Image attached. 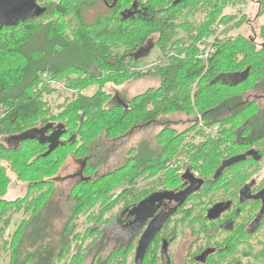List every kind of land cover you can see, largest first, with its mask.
Segmentation results:
<instances>
[{"label":"trees","instance_id":"1","mask_svg":"<svg viewBox=\"0 0 264 264\" xmlns=\"http://www.w3.org/2000/svg\"><path fill=\"white\" fill-rule=\"evenodd\" d=\"M55 1L43 3L44 16L0 29V181L5 182L1 161L6 159V169L27 183L22 199L0 201L1 211L11 213L5 232L23 212L13 234L0 236L5 264L83 261L107 229L117 233L115 220L128 207L154 191L177 186L180 179L172 171L191 169L203 179L224 178L234 169L228 170L229 162L252 161L250 153L264 159V112L257 100L246 98L250 90L264 88V24L260 43L243 33L231 36L245 16L231 25L225 13L245 0H148L152 14L145 20H125L103 0H57L52 5ZM116 1L130 6L134 0ZM257 4V17L264 19V0ZM56 15L60 21L53 20ZM220 25L227 28L219 33ZM141 35H155V42L135 37ZM149 44L162 57L155 70L143 72L133 67L135 55ZM152 74L160 78L159 87L106 107L112 97L103 90L107 83ZM54 83L78 90L57 114L46 96L56 90ZM91 84L101 89L93 96L82 94ZM173 116L183 117L184 131L172 126ZM49 124L59 129L61 146L46 158L48 145L11 141ZM136 134L140 141L122 156L116 171L101 174L107 165L103 149L115 142L124 148ZM62 151V157L73 152L83 160L77 186L87 189H74L67 208L56 200L58 215L52 217L48 211L57 198L54 183L60 168L55 158ZM90 170L93 176H84ZM149 184L154 185L150 191ZM117 188L120 194L110 197ZM57 221L63 222L59 230ZM126 243L107 257L98 254L92 264H127L128 253L138 249L134 241ZM142 248L135 252L134 264H147L152 256L157 260L156 244Z\"/></svg>","mask_w":264,"mask_h":264},{"label":"flooded vegetation","instance_id":"2","mask_svg":"<svg viewBox=\"0 0 264 264\" xmlns=\"http://www.w3.org/2000/svg\"><path fill=\"white\" fill-rule=\"evenodd\" d=\"M103 1L125 20H145L152 14L148 0H134L130 6L116 0L111 5ZM135 37L151 42L156 39L155 35ZM53 130L59 132L58 128ZM250 155L252 161L229 162L228 170L234 169L224 178L203 179L186 169L177 186L152 192L115 220V230L125 234L124 240L118 239L134 241L138 252L143 245L147 248L156 244L162 264H173L172 248L180 239L186 250L185 264H264V159L255 153ZM252 169L258 171L250 175ZM187 172L200 183L196 182L198 190L181 203L180 195L193 181L191 176L183 178ZM219 181L224 182L217 184ZM153 187L149 184L147 189ZM257 255L261 260L255 259Z\"/></svg>","mask_w":264,"mask_h":264},{"label":"rangeland","instance_id":"3","mask_svg":"<svg viewBox=\"0 0 264 264\" xmlns=\"http://www.w3.org/2000/svg\"><path fill=\"white\" fill-rule=\"evenodd\" d=\"M258 1L259 0H245L243 4L237 7H233L230 9L226 10V15L231 17L230 24L233 25L235 23H238L241 21L244 16V22L242 23L243 25L238 29L234 30L229 35L231 36H236L240 33L245 34L247 37H252L256 38L258 43L261 42V39L259 38L260 30L262 25L264 24V19L261 18L259 19L258 12H259V7H258ZM44 4H49V0H45L43 2ZM43 3L40 2V4L43 6ZM59 3L57 0L55 3L52 5H55ZM201 17V16H200ZM199 17V18H200ZM50 17L49 19H51ZM198 18V19H199ZM203 16L201 17L200 21L203 20ZM53 20L55 21H60L61 18L60 16L56 15L53 17ZM68 20V18L66 19ZM70 21V18H69ZM221 26H218V31L219 33L224 30L227 27H223L221 29ZM155 42V41H154ZM35 44H32V46H35ZM151 46V45H150ZM149 46V47H150ZM153 46V45H152ZM149 47H146L148 49ZM154 48V46H153ZM162 57L161 52L158 48L152 49L150 54L145 57V58H139L136 60V63H134L133 67L143 70V72L147 70H155L154 68L158 67L159 64V59ZM74 79H76V75H73ZM83 76H80L78 80H81ZM54 87H56V90L52 91L53 93H47V99L50 102L51 108H53L54 113L57 114L60 112V105L64 102L67 105V100L70 98L71 95L74 93H77V89H68L66 90V86L63 84L59 83H54ZM161 84L160 78L156 74H152L149 76H142V77H134V78H129L126 81H122V83H107L103 90L105 93L109 94L112 96L109 98V102L106 104V107H112L118 103L123 102H128L130 99H132L135 96H138L140 94H143L146 92L148 89L151 88H157ZM101 89V85L99 84H91L89 87L83 89L82 94L86 96H93L95 95L99 90ZM250 93L248 96H246L247 100L249 101H254L257 100L262 108V111L264 112V88L256 90V91H249ZM1 113V111H0ZM172 122V126L182 132L187 128V125L184 123L182 124V118L179 116H173L169 118ZM176 120V121H175ZM178 121V122H177ZM162 122V121H161ZM174 122V123H173ZM141 139V135H133L130 138L129 144L126 145L124 148L122 147V142H115V143H110L109 147H106L103 149L104 151V158L103 160L107 161L106 167H102L100 170V173H112L116 171L117 168V163L120 162V159L123 158L122 156L136 143H138ZM200 142V139L198 140ZM14 143V142H13ZM6 144L11 145L8 141H6ZM113 148V149H112ZM70 152V151H68ZM64 151L60 152L57 154L55 159L60 160L59 162V169L58 173L55 175V177L59 176V181L57 183H54V188H56L57 198L54 199V202L51 204L49 207V215L50 216H57L58 213L55 212V207L56 203L59 201L61 205H64L65 208H67L68 204L67 201L69 198H71V194H73L74 189L76 190L75 192H81V191H86V187L83 186V188H78L77 183L80 180V178L83 177V172H82V165H83V160H77V156L73 153H67L66 157H62ZM2 160L1 164L3 165V176L2 178L5 180L4 184L1 182L0 185V201L1 200H8V201H16L17 199H22L24 196L27 194V183L23 181H19L17 178V175L11 170L6 169V167L9 164L8 160ZM185 172L183 169L178 170V171H172V176H176L177 179H180L179 177L181 174ZM84 176H93V171L90 170L87 173H84ZM53 177V178H55ZM212 178V177H211ZM2 180V179H1ZM224 182V181H223ZM221 182V184L223 183ZM171 188H174L175 185L171 184L169 185ZM73 192V193H72ZM120 194V189H111L110 190V197H117ZM74 195V194H73ZM58 200V201H56ZM22 207V204H21ZM23 212H20V214H17L13 217L12 223L8 227V231L5 232L6 226H7V221L9 220L11 213L9 212L8 214L6 212L1 211L0 209V236L5 235V237L8 239L10 235L13 234V232L16 230L17 225H19L23 219ZM62 221H57L56 224V229L59 230L61 228ZM90 224L88 223L86 227H89ZM114 230V229H113ZM113 230H106L104 237H102L98 244L95 245L90 252L88 253L87 257L83 261L74 259L73 262H68L67 264H92L93 260L98 254H101L103 257H107L109 254L115 252L118 247L126 245V241H120L118 237L123 238L124 240V235L121 236L119 232H115ZM98 237V236H97ZM1 239V237H0ZM93 240H95V236L92 238H89L86 242L85 245H89ZM185 248L183 246L182 240L180 239L177 241L173 248H172V263L173 264H185ZM132 252V251H131ZM128 253L126 256L127 264H134L135 261V252L134 254ZM159 256V251L155 256ZM156 257L152 256L148 258L147 264H162V261L160 259V256ZM2 259L5 258V255L2 254L1 256ZM0 258V264H5L6 260L8 262V259L2 260ZM9 258V257H7ZM62 264H66V260L62 262Z\"/></svg>","mask_w":264,"mask_h":264},{"label":"water","instance_id":"4","mask_svg":"<svg viewBox=\"0 0 264 264\" xmlns=\"http://www.w3.org/2000/svg\"><path fill=\"white\" fill-rule=\"evenodd\" d=\"M40 2L41 0H0V29L3 27H16L20 23H25L28 20L44 16L46 8H44ZM152 49L153 46L151 45L141 54H139L140 52L137 53L135 55V59L137 60L139 58L147 57ZM53 129H55L53 124H49L44 128H33L27 130L18 136H14L12 139L19 144L26 141H37L42 145H48V151L42 156L43 158H46L61 146V134L55 132ZM51 130H53V133L48 136L47 134ZM189 176H191L193 181L191 186L180 195L182 197L181 203L198 190L197 183H200V181H196L193 175L189 172H187L183 178L186 179ZM155 197L156 196L150 197L141 203L140 206Z\"/></svg>","mask_w":264,"mask_h":264},{"label":"built area","instance_id":"5","mask_svg":"<svg viewBox=\"0 0 264 264\" xmlns=\"http://www.w3.org/2000/svg\"><path fill=\"white\" fill-rule=\"evenodd\" d=\"M221 29H223V28L221 27ZM211 52H213V50H212V49H210V51H209V53H208V54H210Z\"/></svg>","mask_w":264,"mask_h":264}]
</instances>
